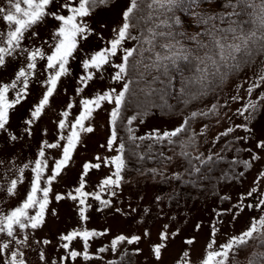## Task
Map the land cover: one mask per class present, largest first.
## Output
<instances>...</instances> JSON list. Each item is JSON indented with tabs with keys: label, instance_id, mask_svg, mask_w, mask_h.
I'll use <instances>...</instances> for the list:
<instances>
[{
	"label": "snow or ice",
	"instance_id": "1",
	"mask_svg": "<svg viewBox=\"0 0 264 264\" xmlns=\"http://www.w3.org/2000/svg\"><path fill=\"white\" fill-rule=\"evenodd\" d=\"M6 4L7 6H0V24L3 25L0 29V69L7 66L9 59L18 60L23 57V60L21 66L14 69L10 80H0V132L8 131L10 111L29 96L30 85L38 68V60L45 61L41 67L47 72V76L40 81L43 88L41 97L33 106L30 118L25 123L30 129L33 122L41 117L56 94L62 77L70 73V61L76 57L81 42L87 41L94 34L100 35L90 24L91 18L98 15L101 10H112L116 0H6ZM119 15L120 23L110 29L111 37L105 42V46L86 58H81L84 74L79 77L82 87L77 92L78 94L83 92L84 87L88 86V82L92 81L97 73L102 76L106 66L115 69L112 76L114 81H124L127 77V82L120 91L113 88L97 94L94 98L82 99L79 102V115L74 118V122L68 121L69 110L73 108V104L69 103L68 110L61 113L58 130L68 129L67 133L59 135L58 142L43 145L39 152L40 158L34 161V166L31 168L33 176L23 199L16 205H10L9 208L0 207V234L7 237L6 241L0 242V264H27L26 254L21 250L20 245L30 246L28 236L19 239L18 232L29 229L35 231L45 224L46 215L49 213L51 186L73 161L74 153L82 144L83 135L95 131L87 122L105 103L114 105L109 113L112 132L106 144L100 147L115 154L110 157L96 155L92 161L84 162L77 186L64 194L56 193L55 200L73 201L81 222L89 219L86 211L90 207L88 204L90 198L106 207L111 205L110 200L101 198V193L106 189L120 188L123 181L122 173L126 168V162L122 154L125 145L123 143L117 145L115 126L121 118V106L125 103L129 84L134 79L143 80L146 73L152 83L157 81L164 83L160 80L163 76L171 85L174 74L178 75L181 78V96L185 102H192L216 92L239 69L252 65L257 53L264 52V0H128ZM49 19L56 22L52 34L54 43L45 41L47 48L30 47L28 42L34 44L33 38L39 35L35 30L37 26L46 23ZM141 24L144 27L141 28ZM99 27L106 29L108 25L101 22ZM133 27L139 30V36L132 35ZM189 29L195 30L190 32ZM130 40L136 41L137 46L126 47ZM114 57H118L120 62L113 63ZM140 67L145 71L140 72ZM185 72L188 75H185ZM253 76L256 80L246 89L249 97L255 89L261 88L264 84V62L254 70ZM154 91L156 89H150L148 94L151 95ZM231 99L238 101L245 97L237 95ZM260 101H264V93L248 100L236 110L237 114L244 116L245 112H248L251 115L257 110ZM216 109L217 105L213 104L209 111ZM146 114V111H142L141 118ZM202 115L207 113L193 111L189 119L180 127L163 133L158 129L154 130L148 138L158 141L166 139L169 144H177L181 148L179 155L189 163L193 159L206 163L201 159L202 153L193 157L187 151L188 147L195 146V134L187 141L173 140L186 132L187 127H190V120ZM128 123L131 124L132 120ZM232 131L233 129L229 128L220 135L226 136ZM245 131L251 132V129L245 127ZM10 138L17 139L16 136ZM144 138L130 136L132 140ZM114 145H116L115 149ZM256 148L264 150V140L259 141ZM44 149L61 150L60 158L56 159L51 167L45 159ZM258 159L259 156L252 155L253 161ZM165 160L171 161L172 157H166ZM207 160H212V156L209 155ZM243 163L246 167H250L247 161ZM102 166L111 168V174L98 183L99 191H86L85 178L93 169L100 170ZM28 167L29 164H25L19 168L17 178L11 179L6 186L0 185V192L6 197L19 196L18 185L23 182L24 169ZM192 167L195 172L200 171L199 167L195 165ZM46 170L47 175H45ZM151 171L163 175V172H158L157 169ZM259 175L264 178V172ZM174 177L178 179L179 174H174ZM256 191L257 189L253 188L243 199L252 196ZM110 194L115 196L116 192ZM243 199L236 205L240 211H243L242 205L253 207L251 204L244 205ZM4 203L5 201L0 199V205ZM256 206H264V196ZM261 210L264 211V208ZM51 214H56L54 209L51 210ZM217 215L222 214L217 213ZM236 215L237 213H233V219ZM199 227L200 225L196 226L197 230ZM167 228L168 225H164L157 232L156 241L151 240V231L148 228H144L139 235L118 234L111 241V248L115 250L123 243L145 242L149 244L150 254L159 262L169 240L178 234L169 233L166 231ZM218 230L216 225L211 226L209 241L200 257V264H240L242 252L245 253L244 259L247 264H264V216L253 218L245 230L229 236L224 242L213 239ZM106 234L107 230L97 232L84 227L61 234L60 239L66 242L62 247L67 253L66 256L61 257V261L68 259L74 261L78 257H82L85 261L91 259L88 251L89 241ZM75 240L82 241L81 251L70 250V244ZM250 242L261 251L248 254L247 248L251 246ZM42 243L49 244L50 241L44 240ZM184 243L192 246L195 238L187 239ZM98 251L104 252L105 248H100ZM140 251V248L136 249L137 253ZM39 255L41 260L45 259L43 252ZM177 260L182 264H193L191 250L182 249Z\"/></svg>",
	"mask_w": 264,
	"mask_h": 264
},
{
	"label": "rangeland",
	"instance_id": "2",
	"mask_svg": "<svg viewBox=\"0 0 264 264\" xmlns=\"http://www.w3.org/2000/svg\"><path fill=\"white\" fill-rule=\"evenodd\" d=\"M127 3L128 0H116L112 10H101L98 15L91 18L90 24L95 27V32L100 35L94 34L87 41L81 42L76 57L70 61V73L62 77L57 92L45 112L33 122L29 129L25 122L30 118L33 106L41 97L43 88L40 81H43L47 76V72L41 67L45 61H37L38 68L30 85L29 96L10 111L8 131L0 132V185L6 186L11 179H16L19 175L18 169L29 164V167L24 169L23 182L18 185L20 195L6 197L0 192V199L5 201L0 207L9 208L10 205H16L23 199L33 176L31 168L34 166V161L40 158L39 152L43 145L56 143L59 135L67 133L68 129L58 130V121L62 118L61 113L68 110L67 105L69 103L73 104V108L69 110L68 121L74 122V118L79 115V102L82 99L94 98L97 94H102L113 88L117 91L122 90L126 79L120 82L114 81L112 76L115 69L106 66L102 76L97 73V76L88 82V86L84 87L83 92L79 94L77 92L82 87L79 77L84 74L81 58H86L105 46V42L111 37L110 29L120 23L119 13ZM0 6H7L6 0H0ZM101 22L106 23L108 28L101 29L99 27ZM55 23L49 19L46 23L38 25L35 30L38 31L39 35L33 38L34 44L31 41L28 42L29 46L47 48L45 41L54 43L52 34L55 31ZM2 28L3 25L0 24V29ZM131 32L134 30L131 29ZM133 43L132 40L128 41L126 47H132ZM22 60L23 57L18 60L9 59L7 66L0 69V80H10L13 77L14 69L21 66ZM119 62L118 57L113 58V63ZM262 62H264V55L258 57L252 65L245 67L238 76L230 78L219 93L178 114L142 119L130 114L127 118V122L132 120V123L128 124L133 128L135 137H140L151 136L153 131L157 129L160 133L172 131L180 127L193 111L206 112L207 115L195 118L191 135L186 139L188 140L195 134V147L190 152L194 156L202 153V160L207 159L209 155L232 160L234 169L239 174L237 180L218 181L216 193L206 190L190 199H181L176 203L169 202V192L175 185L174 174H183V164L180 157L173 155L169 164L158 168V172L162 171L163 175L153 173L150 176L142 173L129 177L126 173H122L123 181L120 188L106 189L104 193H101V198L110 200L111 205L106 207L99 201L90 198L88 200L90 207L86 211L89 219L81 222L74 202L67 199L56 201L55 194L67 193L77 186V180L84 162L92 161L96 155L110 157L115 154L100 147V145L106 144L112 132L109 113L114 105L105 103L87 122L94 127L95 131L83 135L82 144L74 153L73 161L51 186L49 213L46 215L45 224L35 231L29 229L18 232L19 239L28 236L30 246L20 245L21 250L26 254L27 264H53V262L54 264H111L126 252L128 254L124 258L126 260L124 264H182L181 261L177 260L182 249H190L193 264H200V257L209 241L212 225H216L219 229L213 239L224 242L229 236L237 235L245 230L253 218L264 216V211L261 210L264 206H256L260 198L264 196V178L259 175L264 172V150L256 148V144L264 140V101L259 102L257 110L253 111L251 115L245 112L244 116H240L236 111L248 100L255 99L257 94L264 93V84L261 88L255 89L251 97L247 96L246 93V89L256 80V77L253 76L254 70L262 66ZM237 95L245 97V99L238 101L231 99ZM213 104L217 105V109L209 111ZM238 125L244 127H237ZM245 127L251 129V132L245 131ZM229 128H232L233 131L226 136L220 135ZM11 136H16L17 139L12 140ZM119 143L120 139L117 135V145ZM115 147L116 145H114V149ZM44 150L45 159L51 167L54 161L60 158L61 150ZM253 154L259 156L260 159L253 161ZM245 161L250 164V167L245 166L243 163ZM111 171V168L104 166L100 170L93 169L85 178L87 180L85 190L88 192L99 191L98 183L110 175ZM47 174L46 170L45 175ZM164 179L167 180V183L160 184ZM253 188H256L257 191L247 199H243ZM113 191L116 192L115 196L110 194ZM242 199L244 205L251 204L253 207L249 208L242 205L243 211H240L236 205ZM53 209L55 215L51 214ZM118 209L120 211H117ZM217 213L222 215H217ZM233 213H237L235 219H233ZM164 225H168L166 231L169 233L178 234L169 240L159 262L150 254L149 244L145 242L139 244L123 243L118 245L115 250L111 248V241L118 234L139 235L144 228L151 231V240L156 241L157 232ZM197 225H200L198 230ZM81 227L97 232L107 230V234L89 241L88 251L91 259L85 261L82 257H78L74 261L71 259L61 261V257L67 254L62 247L66 242L60 239L61 234H67V232ZM193 237L195 238L194 245L188 246L184 243ZM6 240L7 237L0 234V242ZM44 240H48L50 243H42ZM255 247L254 243L251 244L247 248V253L252 254ZM81 248L82 241L75 240L70 244V250L81 251ZM100 248H105V251H98ZM137 248L141 249L139 253L136 252ZM41 252L45 255L44 260L40 259L39 253ZM244 256L245 253L242 252L240 264L246 262Z\"/></svg>",
	"mask_w": 264,
	"mask_h": 264
},
{
	"label": "trees",
	"instance_id": "3",
	"mask_svg": "<svg viewBox=\"0 0 264 264\" xmlns=\"http://www.w3.org/2000/svg\"><path fill=\"white\" fill-rule=\"evenodd\" d=\"M140 27L142 28L144 25L141 24ZM132 30H134V32H131L132 35L139 36L140 33L136 27H133ZM194 30L195 29H189L190 32ZM134 46H137L136 41H134L132 47ZM263 55L264 52L257 53L254 56V62L258 57ZM245 67L239 69L234 75L230 76L228 80L238 76ZM139 71L144 72L145 70L143 67H140ZM153 75H157V73H153ZM185 75H188V73L185 72ZM125 79V82H127L128 78L126 77ZM180 79V76L174 74L171 85L168 84L167 78L163 76L160 77V80L164 81V83H160L159 81L152 83L151 78L148 77L146 73L145 79H134L133 82L129 84V92L126 94L125 103L121 106L122 115L115 126L120 143L125 145L122 155L126 162V168L123 173H126L129 177L142 173H146L147 175L153 174L151 171L152 169L158 170L161 166L167 165L172 161L165 160L166 157H172L173 155L180 157L183 164V174H180L178 179L174 178V188H172L173 190L171 189L169 192L170 194L168 195V201L175 203L181 201V199H190L194 195L203 193L206 190L211 191V193H216V185L218 181L237 180L239 177V174L236 173L234 169V162L230 159L224 157H212V160L205 159L206 163H200V161L195 159L189 163L179 155L181 148L177 144H169L166 139L158 141L156 139L148 138L149 136H140L145 137L143 140L130 139V136H135L133 128H131L127 122V118L130 114H133L136 118L140 119H142L140 115L142 111H146L147 113L143 118L175 115L214 96L219 93L223 87L222 86L217 89L216 92L209 93L195 101L185 102L180 93ZM150 89H156V91L149 95L148 93ZM161 96H163V99H161ZM189 117L185 120H188ZM195 120L196 119L190 120V127H187L186 132L181 133L179 137H175L173 140L187 141L186 139L191 135L192 126L195 123ZM129 129L132 131L130 132ZM194 147L195 146L188 147L187 151L190 152ZM191 155L194 157L192 153ZM192 165L199 167L200 171L195 172ZM165 183H167L166 179L160 182V184ZM250 244L253 243L250 242ZM259 251H261V249L256 246L253 253ZM127 254L128 253L126 252L122 257L113 261L111 264H124L126 262L124 258ZM244 264H247V261Z\"/></svg>",
	"mask_w": 264,
	"mask_h": 264
}]
</instances>
